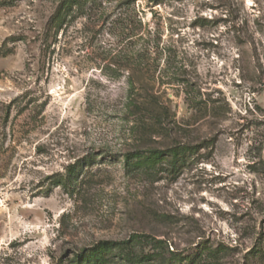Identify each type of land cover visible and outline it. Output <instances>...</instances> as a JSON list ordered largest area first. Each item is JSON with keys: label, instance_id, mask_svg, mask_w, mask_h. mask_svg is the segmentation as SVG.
Listing matches in <instances>:
<instances>
[{"label": "rangeland", "instance_id": "rangeland-1", "mask_svg": "<svg viewBox=\"0 0 264 264\" xmlns=\"http://www.w3.org/2000/svg\"><path fill=\"white\" fill-rule=\"evenodd\" d=\"M61 1L0 0V264H68L134 233L264 264V0H99L45 41ZM148 39L143 94L166 124L133 139L129 61ZM175 144L196 149L172 175L116 161ZM94 154L68 193L51 186Z\"/></svg>", "mask_w": 264, "mask_h": 264}, {"label": "trees", "instance_id": "trees-1", "mask_svg": "<svg viewBox=\"0 0 264 264\" xmlns=\"http://www.w3.org/2000/svg\"><path fill=\"white\" fill-rule=\"evenodd\" d=\"M150 1L154 5L161 3L160 0ZM98 3L99 0H62L47 22L44 33L45 41L50 37L52 42L56 41L60 31L68 26L72 19L95 11ZM137 24L139 30L135 28V22L131 21L127 24V27H133H130V38L139 37L141 22ZM135 51L133 49L134 56L129 61L130 77L127 81V96L123 106L124 116L122 120L131 124L129 127L130 137L139 139L141 131L148 121L162 127L166 124V116L148 110L150 104L147 101V95L143 94V85L146 80L142 78L145 71L143 68L144 60L148 59L149 61L153 53L150 40H147V44L143 45L141 50ZM154 105L156 106V103ZM195 149L196 147L185 144H175L163 150L138 146L124 151L116 158V161L121 163L124 172L152 173L159 172L165 167V171L172 175L180 172L190 157L189 155ZM96 157L95 154L89 155L78 161L68 168L66 175L55 176L57 178L54 179L51 186H61L68 193V189L77 181L84 168L96 163ZM219 254L218 249L212 250L206 244H201L194 250V254L186 255L183 252L175 251L171 246L169 247L166 240L134 233L124 241H99L90 248L73 254L68 259V264H217L220 259Z\"/></svg>", "mask_w": 264, "mask_h": 264}]
</instances>
